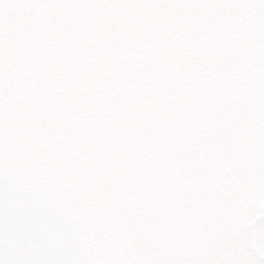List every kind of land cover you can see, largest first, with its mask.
Here are the masks:
<instances>
[{
	"label": "snow or ice",
	"instance_id": "1",
	"mask_svg": "<svg viewBox=\"0 0 264 264\" xmlns=\"http://www.w3.org/2000/svg\"><path fill=\"white\" fill-rule=\"evenodd\" d=\"M0 264H264V0H0Z\"/></svg>",
	"mask_w": 264,
	"mask_h": 264
}]
</instances>
